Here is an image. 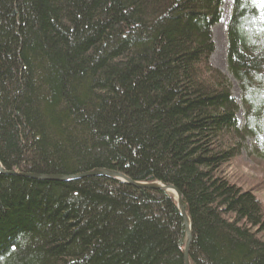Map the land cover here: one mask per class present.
Instances as JSON below:
<instances>
[{"label": "trees", "instance_id": "obj_1", "mask_svg": "<svg viewBox=\"0 0 264 264\" xmlns=\"http://www.w3.org/2000/svg\"><path fill=\"white\" fill-rule=\"evenodd\" d=\"M222 5L0 0V264H185L176 196L98 169L181 192L191 264H264V205L223 170L246 137L264 158V9L228 24L240 127Z\"/></svg>", "mask_w": 264, "mask_h": 264}, {"label": "rangeland", "instance_id": "obj_2", "mask_svg": "<svg viewBox=\"0 0 264 264\" xmlns=\"http://www.w3.org/2000/svg\"><path fill=\"white\" fill-rule=\"evenodd\" d=\"M233 6L234 0H229L227 4V18L229 19L228 21H230L233 12ZM219 23L220 21L216 23L211 29L213 40V28L217 26L220 47L217 52L212 53L210 57V63L229 78L231 82L232 95L239 105L236 116L239 122V126L243 127L245 123V110L241 102V90L237 81L232 78L231 74L228 71V24L224 23L223 25L218 26ZM213 43L215 51L216 45L214 41ZM262 159L264 158L258 156L255 152L254 140L251 137H246L243 142V148L241 149L240 156L234 159L232 163L226 165L223 170L225 171L227 176L231 178V180L239 187H242L243 190H251V192H253L259 199V201H261V203L264 205V160Z\"/></svg>", "mask_w": 264, "mask_h": 264}, {"label": "water", "instance_id": "obj_3", "mask_svg": "<svg viewBox=\"0 0 264 264\" xmlns=\"http://www.w3.org/2000/svg\"><path fill=\"white\" fill-rule=\"evenodd\" d=\"M0 173L17 174L18 172L15 170L9 172L0 163ZM87 175H106L109 177L120 179V180L127 182V183H130V184H134L137 187L148 188V189H159V190H165V191L173 192L176 195L177 206H178L179 212L181 214V217L184 220L185 227H186V234H187L186 235V243H185V246L182 250V254H183L185 264H191L189 254H190V244H191L192 237H193L192 223H191L190 217L187 214V211H186L183 199H182V194L177 188H175L174 186H172L170 184H164V183L159 182V181H155V182H151V183L134 182L131 179H129L126 175H124L120 172L108 171V170H103V169L95 170L91 173H88ZM81 176H83V175L71 176V177L70 176L69 177L68 176H57V177H54V179L67 180V179L77 178V177H81ZM33 177L43 178L44 176H33ZM48 178H53V177H48Z\"/></svg>", "mask_w": 264, "mask_h": 264}, {"label": "bare ground", "instance_id": "obj_4", "mask_svg": "<svg viewBox=\"0 0 264 264\" xmlns=\"http://www.w3.org/2000/svg\"><path fill=\"white\" fill-rule=\"evenodd\" d=\"M228 1L229 0H224V4L222 5V8H223V11H222V17H221V20H220V23L218 24V26H221L223 25L224 23H228V18H227V4H228ZM217 26H215L213 28V40L215 42V45H216V49L214 52H217L219 47H220V40H219V35H218V31H217ZM215 56V54H214ZM212 61H213V58H212ZM232 76V75H231ZM233 78V76H232ZM234 79V78H233Z\"/></svg>", "mask_w": 264, "mask_h": 264}, {"label": "snow or ice", "instance_id": "obj_5", "mask_svg": "<svg viewBox=\"0 0 264 264\" xmlns=\"http://www.w3.org/2000/svg\"><path fill=\"white\" fill-rule=\"evenodd\" d=\"M251 4L258 6L261 9H264V0H250Z\"/></svg>", "mask_w": 264, "mask_h": 264}]
</instances>
